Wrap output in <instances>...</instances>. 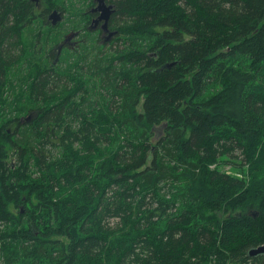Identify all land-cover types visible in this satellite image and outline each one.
I'll return each instance as SVG.
<instances>
[{
    "label": "trees",
    "instance_id": "trees-1",
    "mask_svg": "<svg viewBox=\"0 0 264 264\" xmlns=\"http://www.w3.org/2000/svg\"><path fill=\"white\" fill-rule=\"evenodd\" d=\"M81 1L0 0V264H264V0H107L51 60Z\"/></svg>",
    "mask_w": 264,
    "mask_h": 264
},
{
    "label": "flooded vegetation",
    "instance_id": "flooded-vegetation-1",
    "mask_svg": "<svg viewBox=\"0 0 264 264\" xmlns=\"http://www.w3.org/2000/svg\"><path fill=\"white\" fill-rule=\"evenodd\" d=\"M104 7L110 5L112 9L114 10V7L112 4H110L107 0H102ZM99 0H90L88 2V8L84 11L86 22L79 27L77 19L75 17L71 16V19L73 20L70 24L71 29L65 31L62 34V39L59 42V44L56 46V54H55V61L58 62L61 58V54L64 49H71L75 52H79L82 50H85L86 45L91 44L92 41H94L99 47H103L105 44H114L115 43V30L111 27V20H112V13L109 15L108 20L106 22V19L99 18L102 11H99L97 8L99 4ZM91 6V7H90ZM62 14V20L57 23L60 28L63 30L67 28V24H64L63 21L68 16L67 14L61 10ZM112 32V34H111ZM111 34V35H110ZM72 35V37H70ZM93 38L94 40H92ZM96 45V46H97ZM115 45V44H114ZM60 49V50H59ZM73 89L76 91V104H80V96L79 93L73 85ZM138 111H140V108L138 107Z\"/></svg>",
    "mask_w": 264,
    "mask_h": 264
},
{
    "label": "water",
    "instance_id": "water-1",
    "mask_svg": "<svg viewBox=\"0 0 264 264\" xmlns=\"http://www.w3.org/2000/svg\"><path fill=\"white\" fill-rule=\"evenodd\" d=\"M34 1L38 2V0H34ZM99 2L100 3L98 4V6L96 8L99 11H102L99 18L105 17L104 19H106V22H107L109 15L113 12V9L110 5L104 7L102 0H99ZM49 19L52 20L53 24H56L58 21L61 20V12H58L57 10H52L51 14L49 15ZM111 34H112V32H111ZM70 37H72V35H70ZM248 254L250 256H257L259 254H264V244L251 248L248 251ZM202 264H211V263H202Z\"/></svg>",
    "mask_w": 264,
    "mask_h": 264
},
{
    "label": "rangeland",
    "instance_id": "rangeland-1",
    "mask_svg": "<svg viewBox=\"0 0 264 264\" xmlns=\"http://www.w3.org/2000/svg\"><path fill=\"white\" fill-rule=\"evenodd\" d=\"M72 2H73V4L74 5H77V6H81V0H71ZM89 6L88 5H85L84 7H83V12L88 8ZM91 7V6H90ZM63 15V14H62ZM61 20H62V17H61ZM60 20V21H61ZM112 47H114V44H109V45H104L102 48L101 47H95V45L93 44V47H92V50L93 51H97V52H101L100 54V57L102 56V57H104L105 55H108V53H109V51H110V49L112 48ZM56 48L57 47H54L52 50H53V54L51 55V60L54 58V55H55V52H56ZM93 60H94V57H93V53L85 60V66H86V64H88V63H92L93 62ZM97 61V60H96ZM85 67H84V65H83V69H84ZM96 84V83H95ZM107 98V97H106ZM235 151H236V149H235ZM237 151H239V150H237ZM237 153V152H236ZM220 169L221 170H224V171H226V172H228V173H231V172H233V170H232V166H231V164H226V165H224V166H222V167H220Z\"/></svg>",
    "mask_w": 264,
    "mask_h": 264
}]
</instances>
